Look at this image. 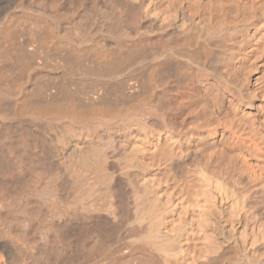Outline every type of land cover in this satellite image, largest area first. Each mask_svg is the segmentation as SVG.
Returning a JSON list of instances; mask_svg holds the SVG:
<instances>
[{"label":"bare ground","instance_id":"1","mask_svg":"<svg viewBox=\"0 0 264 264\" xmlns=\"http://www.w3.org/2000/svg\"><path fill=\"white\" fill-rule=\"evenodd\" d=\"M0 264H264V0H0Z\"/></svg>","mask_w":264,"mask_h":264}]
</instances>
